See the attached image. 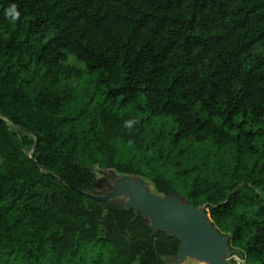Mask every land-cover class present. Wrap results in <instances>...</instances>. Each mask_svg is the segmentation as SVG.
Returning <instances> with one entry per match:
<instances>
[{
	"label": "trees",
	"instance_id": "obj_1",
	"mask_svg": "<svg viewBox=\"0 0 264 264\" xmlns=\"http://www.w3.org/2000/svg\"><path fill=\"white\" fill-rule=\"evenodd\" d=\"M108 170L264 264V0H0V264H169Z\"/></svg>",
	"mask_w": 264,
	"mask_h": 264
},
{
	"label": "water",
	"instance_id": "obj_2",
	"mask_svg": "<svg viewBox=\"0 0 264 264\" xmlns=\"http://www.w3.org/2000/svg\"><path fill=\"white\" fill-rule=\"evenodd\" d=\"M134 187L140 191L143 199L149 206L146 210L137 206L131 208L135 213L149 217L156 226L155 230H163L166 235H173L179 240L178 258L182 257L184 249L190 248L200 259L206 260L211 264H221L223 262V258L228 252L227 239L218 233L216 228L211 224L210 215L207 212L208 208L205 205L194 207L183 201L184 203L182 202L181 205L166 208L160 205L157 199L163 200L168 196H156L143 185H136ZM171 194L179 198L178 200L181 199L178 195ZM95 198L93 199L103 201L108 199V196H104L101 200ZM136 207L137 209H135ZM166 223H171L173 228L162 227ZM174 264H178V261Z\"/></svg>",
	"mask_w": 264,
	"mask_h": 264
},
{
	"label": "rangeland",
	"instance_id": "obj_3",
	"mask_svg": "<svg viewBox=\"0 0 264 264\" xmlns=\"http://www.w3.org/2000/svg\"><path fill=\"white\" fill-rule=\"evenodd\" d=\"M137 182H140L141 185H143L150 191L149 187L146 185V182L137 176L132 177L129 175V176L121 177L109 170L104 171L103 173L100 174V177L97 182V187L100 189L101 195L97 196L95 199L101 200L104 198V196H108V199L117 209H126L129 207H135L136 204L142 205L141 206L142 208L147 209L146 202L143 199L140 191H138V189L134 187L138 184ZM166 196L173 197L174 199H176V197L171 193H169ZM259 197L260 200L264 201L263 193L260 191H259ZM136 201L138 203H136ZM177 201L180 202V200ZM167 202L170 203L168 200ZM161 205L165 206L163 203H161ZM135 209H137V207ZM141 216L145 224H147L152 230L156 229V226L152 223L149 217L143 214H141ZM178 257L179 254H177L176 256H170L168 258L169 264H174L176 263V261H178V264H211L206 260L200 259L198 256L194 257L188 255L184 258L183 257L178 258ZM222 263L229 264L226 258H223Z\"/></svg>",
	"mask_w": 264,
	"mask_h": 264
},
{
	"label": "bare ground",
	"instance_id": "obj_4",
	"mask_svg": "<svg viewBox=\"0 0 264 264\" xmlns=\"http://www.w3.org/2000/svg\"><path fill=\"white\" fill-rule=\"evenodd\" d=\"M137 198V197H136ZM168 198V197H167ZM166 198V199H167ZM166 199H163V200H157V202L161 205V203H163L165 206H166V208L167 207H169V206H178V205H181L182 204V202H183V200H181L180 201V203H177V202H171V200H168L170 203H168L167 202V200ZM146 202V201H145ZM136 203H138L137 201H136ZM184 203V202H183ZM136 206L137 207H141L142 205H139V204H136ZM149 205H148V203L146 202V207H148ZM163 206V205H162ZM142 208V207H141ZM146 209V208H145ZM162 227H167V228H170V229H172L173 228V226H172V224L171 223H169V224H163V226ZM189 229V231H191L190 230V228H188ZM188 255H190V256H194V257H197V255L195 254V252L192 250V249H190V248H186V249H184V252H183V254H182V257L184 258V257H186V256H188ZM222 264V263H221Z\"/></svg>",
	"mask_w": 264,
	"mask_h": 264
},
{
	"label": "built area",
	"instance_id": "obj_5",
	"mask_svg": "<svg viewBox=\"0 0 264 264\" xmlns=\"http://www.w3.org/2000/svg\"><path fill=\"white\" fill-rule=\"evenodd\" d=\"M224 258L227 259L229 264H244L243 257L236 249H232V250L228 249V252Z\"/></svg>",
	"mask_w": 264,
	"mask_h": 264
},
{
	"label": "clouds",
	"instance_id": "obj_6",
	"mask_svg": "<svg viewBox=\"0 0 264 264\" xmlns=\"http://www.w3.org/2000/svg\"><path fill=\"white\" fill-rule=\"evenodd\" d=\"M130 123H131V122H126V126H127V125H130Z\"/></svg>",
	"mask_w": 264,
	"mask_h": 264
}]
</instances>
